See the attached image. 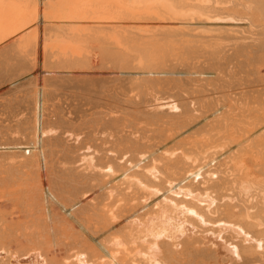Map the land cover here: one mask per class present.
<instances>
[{
  "label": "bare ground",
  "instance_id": "6f19581e",
  "mask_svg": "<svg viewBox=\"0 0 264 264\" xmlns=\"http://www.w3.org/2000/svg\"><path fill=\"white\" fill-rule=\"evenodd\" d=\"M3 81L0 264H264V0H0Z\"/></svg>",
  "mask_w": 264,
  "mask_h": 264
},
{
  "label": "rangeland",
  "instance_id": "374dc122",
  "mask_svg": "<svg viewBox=\"0 0 264 264\" xmlns=\"http://www.w3.org/2000/svg\"><path fill=\"white\" fill-rule=\"evenodd\" d=\"M106 63V59L103 56L99 57L96 64L90 63L85 68L73 69L66 80L59 81L60 89L56 96L55 107L52 109L55 117L64 122L78 123L91 115L95 117L94 113L98 107L105 106L108 101L112 102V98H109L106 92H102V86L110 84L113 77L121 73L118 72V67H111L108 65L109 63ZM124 69L131 70L129 67ZM126 74L122 73L121 75L125 76ZM0 83V104L6 99H10L17 91L20 92L24 89L23 81H18L14 85L10 84V86L7 81ZM19 83H22V85ZM17 87H22V89ZM17 97L16 95L11 104L14 109L22 110L24 103H21ZM52 113L50 116H52ZM5 125L6 122L0 121V129H4Z\"/></svg>",
  "mask_w": 264,
  "mask_h": 264
}]
</instances>
